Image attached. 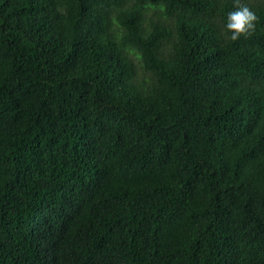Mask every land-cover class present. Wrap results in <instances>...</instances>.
Masks as SVG:
<instances>
[{
	"label": "trees",
	"instance_id": "16d2710c",
	"mask_svg": "<svg viewBox=\"0 0 264 264\" xmlns=\"http://www.w3.org/2000/svg\"><path fill=\"white\" fill-rule=\"evenodd\" d=\"M0 0V264H264V0Z\"/></svg>",
	"mask_w": 264,
	"mask_h": 264
},
{
	"label": "clouds",
	"instance_id": "9594fccd",
	"mask_svg": "<svg viewBox=\"0 0 264 264\" xmlns=\"http://www.w3.org/2000/svg\"><path fill=\"white\" fill-rule=\"evenodd\" d=\"M237 9L228 14L226 28L231 32L230 39L236 41L242 36L247 37L255 31L258 17L249 7L240 5L236 0Z\"/></svg>",
	"mask_w": 264,
	"mask_h": 264
}]
</instances>
